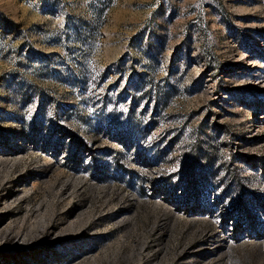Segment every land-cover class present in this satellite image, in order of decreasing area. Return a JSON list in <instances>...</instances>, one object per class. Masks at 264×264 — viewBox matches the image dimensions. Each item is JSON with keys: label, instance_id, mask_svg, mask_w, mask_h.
<instances>
[{"label": "rangeland", "instance_id": "obj_1", "mask_svg": "<svg viewBox=\"0 0 264 264\" xmlns=\"http://www.w3.org/2000/svg\"><path fill=\"white\" fill-rule=\"evenodd\" d=\"M0 264H264V0H0Z\"/></svg>", "mask_w": 264, "mask_h": 264}]
</instances>
